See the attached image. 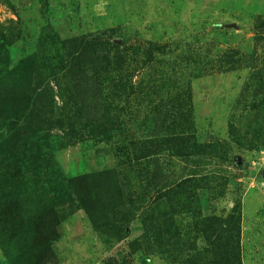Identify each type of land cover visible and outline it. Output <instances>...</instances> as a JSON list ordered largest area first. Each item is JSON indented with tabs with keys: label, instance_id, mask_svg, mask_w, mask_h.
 I'll use <instances>...</instances> for the list:
<instances>
[{
	"label": "rangeland",
	"instance_id": "374dc122",
	"mask_svg": "<svg viewBox=\"0 0 264 264\" xmlns=\"http://www.w3.org/2000/svg\"><path fill=\"white\" fill-rule=\"evenodd\" d=\"M0 87V264H264V0H0Z\"/></svg>",
	"mask_w": 264,
	"mask_h": 264
},
{
	"label": "trees",
	"instance_id": "16d2710c",
	"mask_svg": "<svg viewBox=\"0 0 264 264\" xmlns=\"http://www.w3.org/2000/svg\"><path fill=\"white\" fill-rule=\"evenodd\" d=\"M91 41V40H90ZM89 40L87 39H82L80 43H82L81 45H76L77 48H74L75 51H83L85 49H87L88 47H91V45L89 44H93V47H97V43H91ZM78 44V43H76ZM74 52H71L69 53L71 56L74 55ZM27 61L26 59H22L20 64L17 65L18 68L22 69L24 71V73L26 75H29L32 70V67L29 65V64H26ZM4 92H7V91H3L2 90V87H0V116L1 115H7V117H10L9 119L8 118H4V121L8 122V123H14L12 124V126L14 127L13 128V134H18V133H21V130H27V128H31V124L27 121H24V127L26 128H22L21 126H18V121H23L22 119V109L20 108V105L15 103V100H12V101H9L8 100V97L5 96ZM5 96V97H4ZM50 98V96H49ZM48 98V99H49ZM39 100V99H37ZM35 108V107H33ZM68 108L65 107V105H63V107L61 108V112H60V117L58 116L56 118V120L54 121V127H58V128H67V131H68V134L66 135V137L71 140V139H75L77 141H82L84 138L81 130L79 129H85L84 127H93L95 130L98 129L99 131H97L95 134L93 133V130L91 129V132L94 134L92 136H90L89 138L87 139H98L99 141H108L111 137H112V134L110 133V131L108 130V128L106 126H103V125H95L93 126V123H90L89 119L86 118V117H82L81 118V115L83 113V110L80 108L77 110H74L72 114H67L65 112V114H63V110H67ZM37 114L36 115H39L40 111L36 110L35 111ZM53 113V111H52ZM76 118H79L81 119V122L78 123L77 122V119ZM11 119V121H9ZM50 121V119H49ZM78 123V125H77ZM10 132L8 131L7 132V135H9ZM100 135V137H96V135ZM16 137V136H15ZM7 142H8V138L4 139L2 138V140L0 141V145L3 146V148L5 146H7ZM32 143V137L31 136H26V138H22L18 141V145L16 147V151L13 152L14 155H16L17 153L20 154V152H24V150L22 148L25 147V149H28V145H30ZM11 145V143H10ZM10 158L11 160H13V163L11 164L12 167H15L16 165V157L12 156V157H8ZM19 169V167H15L11 170H8L10 172H14V171H17ZM6 171V170H5ZM8 176H15L17 180H24V178H19L18 179V174L16 173H13V174H7V173H4V178H7ZM31 180V179H30ZM47 181V180H45ZM48 182V181H47ZM33 204H35L34 202V199L31 200V202L28 204L29 206H33ZM41 207V206H40Z\"/></svg>",
	"mask_w": 264,
	"mask_h": 264
},
{
	"label": "water",
	"instance_id": "95a60500",
	"mask_svg": "<svg viewBox=\"0 0 264 264\" xmlns=\"http://www.w3.org/2000/svg\"><path fill=\"white\" fill-rule=\"evenodd\" d=\"M230 25H233V26H235V27H238L236 24H230Z\"/></svg>",
	"mask_w": 264,
	"mask_h": 264
}]
</instances>
